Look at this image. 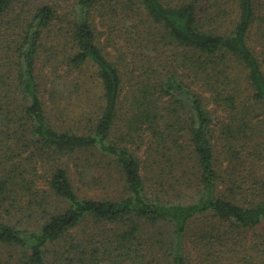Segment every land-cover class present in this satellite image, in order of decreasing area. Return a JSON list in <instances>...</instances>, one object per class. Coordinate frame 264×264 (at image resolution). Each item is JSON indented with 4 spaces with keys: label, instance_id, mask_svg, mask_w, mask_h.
Segmentation results:
<instances>
[{
    "label": "trees",
    "instance_id": "1",
    "mask_svg": "<svg viewBox=\"0 0 264 264\" xmlns=\"http://www.w3.org/2000/svg\"><path fill=\"white\" fill-rule=\"evenodd\" d=\"M0 264H264V0H0Z\"/></svg>",
    "mask_w": 264,
    "mask_h": 264
}]
</instances>
